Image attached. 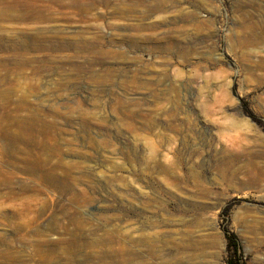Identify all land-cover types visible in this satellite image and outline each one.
Segmentation results:
<instances>
[{"label":"rangeland","instance_id":"rangeland-1","mask_svg":"<svg viewBox=\"0 0 264 264\" xmlns=\"http://www.w3.org/2000/svg\"><path fill=\"white\" fill-rule=\"evenodd\" d=\"M225 230L264 264V0H0V264H227Z\"/></svg>","mask_w":264,"mask_h":264},{"label":"trees","instance_id":"trees-1","mask_svg":"<svg viewBox=\"0 0 264 264\" xmlns=\"http://www.w3.org/2000/svg\"><path fill=\"white\" fill-rule=\"evenodd\" d=\"M225 237L227 239V249L229 252L227 264H244L241 262L242 257L238 252L239 249L234 234L228 230H225Z\"/></svg>","mask_w":264,"mask_h":264},{"label":"bare ground","instance_id":"bare-ground-1","mask_svg":"<svg viewBox=\"0 0 264 264\" xmlns=\"http://www.w3.org/2000/svg\"><path fill=\"white\" fill-rule=\"evenodd\" d=\"M12 252H13V250H12ZM12 252L10 251V253L8 254L10 258L13 257Z\"/></svg>","mask_w":264,"mask_h":264}]
</instances>
